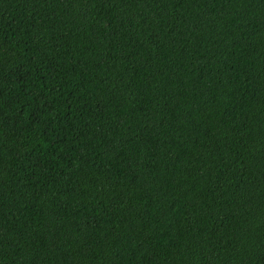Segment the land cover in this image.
Returning <instances> with one entry per match:
<instances>
[{"label": "trees", "instance_id": "1", "mask_svg": "<svg viewBox=\"0 0 264 264\" xmlns=\"http://www.w3.org/2000/svg\"><path fill=\"white\" fill-rule=\"evenodd\" d=\"M0 264H264V0H0Z\"/></svg>", "mask_w": 264, "mask_h": 264}]
</instances>
